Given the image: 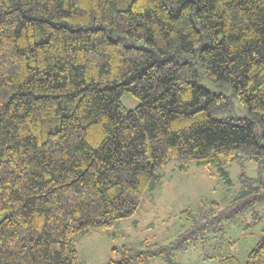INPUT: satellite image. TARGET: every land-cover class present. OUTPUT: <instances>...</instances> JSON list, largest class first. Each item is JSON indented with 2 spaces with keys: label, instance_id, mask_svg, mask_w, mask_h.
<instances>
[{
  "label": "trees",
  "instance_id": "obj_1",
  "mask_svg": "<svg viewBox=\"0 0 264 264\" xmlns=\"http://www.w3.org/2000/svg\"><path fill=\"white\" fill-rule=\"evenodd\" d=\"M263 141L264 0H0V264H84L74 237L139 215L172 161L211 169L244 152L259 176L241 174L225 208L186 210L170 244L114 248L109 264H174L247 215L258 226ZM262 231L245 263L218 264H264Z\"/></svg>",
  "mask_w": 264,
  "mask_h": 264
},
{
  "label": "rangeland",
  "instance_id": "obj_2",
  "mask_svg": "<svg viewBox=\"0 0 264 264\" xmlns=\"http://www.w3.org/2000/svg\"><path fill=\"white\" fill-rule=\"evenodd\" d=\"M200 83L214 92L221 90L225 96L233 99V118L247 116V110L239 99L233 96L231 86L224 85L220 88L206 78ZM122 101L128 110H135L140 105V101L130 95H126ZM228 116L229 114L223 118ZM255 130L256 134L261 136L262 129L257 126ZM160 174L161 182L147 193L139 215L121 220L115 228L107 232L96 229L74 237V245L84 264L119 262L121 253L113 255L114 248L131 246L142 252L170 244L191 227L185 215L186 210L195 215L203 214L213 202L225 208L241 189V174L250 178L259 176L257 165L244 152L241 153L240 161H223L211 169H205L197 162L172 161L161 169ZM259 215L261 224L258 226H251L252 217L247 215L243 223L228 225L226 235L209 233L207 241H198L187 252H176L174 264H218L217 255H234L241 263H245L249 252L255 248L263 235L262 207L259 208ZM149 264L166 263L161 258H155Z\"/></svg>",
  "mask_w": 264,
  "mask_h": 264
}]
</instances>
